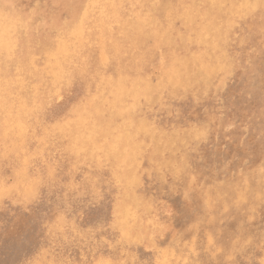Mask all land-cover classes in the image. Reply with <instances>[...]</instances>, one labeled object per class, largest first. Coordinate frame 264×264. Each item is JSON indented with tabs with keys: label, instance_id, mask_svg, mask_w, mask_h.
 Listing matches in <instances>:
<instances>
[{
	"label": "rangeland",
	"instance_id": "374dc122",
	"mask_svg": "<svg viewBox=\"0 0 264 264\" xmlns=\"http://www.w3.org/2000/svg\"><path fill=\"white\" fill-rule=\"evenodd\" d=\"M242 1L196 0V21L189 0L159 4L158 44L136 29L143 0H85L50 28L30 79L6 62L18 106L0 120V264H264V16L245 25L257 4ZM143 80L148 99L126 95ZM83 112L101 129H75ZM125 123L143 129L127 141Z\"/></svg>",
	"mask_w": 264,
	"mask_h": 264
},
{
	"label": "bare ground",
	"instance_id": "6f19581e",
	"mask_svg": "<svg viewBox=\"0 0 264 264\" xmlns=\"http://www.w3.org/2000/svg\"><path fill=\"white\" fill-rule=\"evenodd\" d=\"M85 0H0V120L7 118L12 119L16 115V110L18 106H15V95L12 92L9 83L7 82V63L8 61L14 62L17 65V71L21 79H30L31 75L37 71V61H35L41 52L50 51L49 41H48V32L50 28L58 26L62 23L67 15L68 9L74 8L77 9ZM210 3L216 7L219 3L221 4L223 0H209ZM236 3L242 0H233ZM243 0L242 2H244ZM257 4L254 10L248 14L245 19V25L250 24V26L255 22L256 19H262L264 16V0H254ZM171 3V0H143V7L139 14L144 15L140 17L136 25V29L140 35H145L150 31L156 43L162 44L166 39H163L164 34H161L159 31V23L154 17L155 7L159 4L168 6ZM225 6V5H224ZM105 8V7H104ZM119 8V7H118ZM120 9V8H119ZM189 15L191 17L188 21H196L199 18L198 13V4L196 0H189L188 6ZM236 10V9H235ZM247 10V9H246ZM245 11V10H244ZM105 12V11H104ZM211 13V12H210ZM105 14V13H103ZM214 14V13H213ZM111 16V13H110ZM144 17V18H142ZM238 20V19H237ZM257 21V20H256ZM94 24V23H93ZM184 24V23H183ZM235 25V24H234ZM233 25V26H234ZM123 26V25H122ZM149 26H152L153 29L150 30ZM123 28V27H122ZM126 28V27H125ZM228 28V27H227ZM202 37H204V43L207 37L210 35L212 38L213 33L216 31L215 23L212 18H206L204 24H201ZM199 31V32H200ZM200 32V33H201ZM261 36V35H260ZM103 37V36H102ZM169 38V37H168ZM167 38V39H168ZM57 45V44H55ZM196 47V46H195ZM63 51V50H62ZM226 52V50H225ZM248 52V51H247ZM246 52V53H247ZM71 54V53H70ZM249 55V54H248ZM254 55V54H253ZM99 58V57H98ZM74 60V59H73ZM180 60V59H179ZM262 60L253 58L251 64L258 68L262 65ZM183 61L181 60V65ZM104 73V72H103ZM72 74V73H71ZM231 75V74H230ZM258 71L254 69L250 72L251 79L258 76ZM175 74L170 78V83L174 84ZM253 76V77H252ZM228 77V76H227ZM52 78V77H51ZM132 84V82H130ZM75 85V84H74ZM254 85V83H253ZM252 86V84H251ZM68 87V86H67ZM239 87V86H238ZM204 88V87H203ZM184 90V89H183ZM220 90V89H219ZM62 91V90H61ZM137 92L140 93L137 97L138 99H148L149 98V86L146 84V81H142L138 87V83L135 86H132V90H126V95L136 96ZM64 96L62 97L61 103H58V107L55 108L58 112H65L68 108L72 107L74 101L77 99L78 93L74 87H69L67 90L64 89L62 92ZM46 95V94H45ZM188 99V98H187ZM64 100V101H63ZM56 103V102H54ZM181 104V103H180ZM106 106V105H105ZM55 107V106H54ZM263 109V108H262ZM259 103L254 104L250 110V120L253 116L258 115L262 110ZM51 110V109H50ZM72 110V109H71ZM70 110V111H71ZM76 110V109H75ZM74 111V110H73ZM172 111V110H171ZM186 111V110H185ZM184 111V112H185ZM200 111V110H199ZM51 113H55V110H51ZM78 113V111L76 112ZM199 113V112H197ZM195 114V113H194ZM252 114V115H251ZM261 114V113H260ZM49 115V114H48ZM52 115V114H51ZM93 115V114H91ZM90 115V116H91ZM89 116V117H90ZM261 116V115H260ZM52 117V116H51ZM88 114L83 112V115L79 120L74 124L75 129H90V132H94V128L101 129L100 126L94 125V123L89 119ZM264 117V116H263ZM53 118V117H52ZM77 118V117H76ZM204 118V117H203ZM262 118V117H261ZM257 119V116H256ZM17 120V119H16ZM15 120V121H16ZM49 120V119H48ZM75 120V119H74ZM179 120V119H178ZM177 120V121H178ZM51 121V120H50ZM73 121V119H72ZM52 122V121H51ZM256 122V121H255ZM143 124V123H141ZM217 124V123H216ZM41 125V124H40ZM185 126V125H184ZM149 127V126H148ZM183 127V126H182ZM154 134H159L161 141H165L166 145H175L176 139L180 140L179 136L168 137L164 131L159 130L155 127H149ZM229 128V127H228ZM143 129V125H136V128L125 123V140H129L136 132H139ZM37 131V130H36ZM232 132V131H231ZM38 133V132H36ZM17 134V132H16ZM260 138L257 141H260L263 150L258 153L259 157H264V123L262 127V132L260 133ZM257 137V136H256ZM87 139V138H86ZM254 142V141H253ZM42 143V142H41ZM11 144V143H10ZM19 145V144H18ZM121 147V143L117 142L112 147L111 150L113 153H116ZM94 149V148H93ZM33 150V149H32ZM72 150V149H71ZM20 151V150H19ZM35 151V149L33 150ZM132 152V151H131ZM90 153V152H89ZM95 153V152H94ZM15 154V153H14ZM16 155V154H15ZM88 155V154H87ZM105 155V154H104ZM122 156V155H121ZM117 157V156H116ZM24 158V157H23ZM22 158V159H23ZM29 158V157H28ZM55 159V158H54ZM25 160V159H24ZM22 162V161H21ZM11 164V163H10ZM61 165V164H60ZM58 170V169H57ZM163 170V169H162ZM222 171V170H221ZM179 172V171H178ZM18 176V175H17ZM66 176V175H65ZM20 177V176H19ZM142 178V177H141ZM68 179V177H67ZM258 179V178H256ZM46 180V179H45ZM48 180V179H47ZM32 182V181H31ZM49 184V183H48ZM103 185V184H102ZM141 187V186H140ZM263 187V185H262ZM48 189V188H47ZM43 190V189H42ZM59 190V189H58ZM46 191V190H45ZM114 192V191H113ZM117 193V192H116ZM59 194V191H58ZM59 196V195H58ZM12 198V197H11ZM46 198V197H45ZM61 198V197H60ZM80 198V197H78ZM108 198V197H107ZM51 199V198H50ZM63 199V198H62ZM60 199V200H62ZM6 200V199H5ZM59 200V199H58ZM83 200V199H82ZM42 201V200H41ZM40 201V202H41ZM56 201V200H55ZM71 201V200H70ZM68 201V202H70ZM84 201V200H83ZM89 201V200H88ZM114 201V200H113ZM43 202V201H42ZM60 202V201H59ZM73 202V201H71ZM77 202V201H76ZM53 203V202H52ZM55 203V202H54ZM63 206L62 202H60ZM101 203V202H100ZM169 203V202H168ZM10 205V204H9ZM67 205V204H66ZM72 205V204H71ZM75 205V204H73ZM77 205V204H76ZM106 205V203H105ZM20 206V205H19ZM49 206H53L50 205ZM69 206V205H68ZM67 206V207H68ZM83 206V205H82ZM110 206V205H109ZM24 207V206H23ZM28 207V206H27ZM37 207V206H36ZM65 207V206H64ZM89 207V206H88ZM11 208V207H10ZM18 208V207H17ZM33 208V207H32ZM63 208V207H62ZM61 208V209H62ZM69 208V207H68ZM73 208V207H72ZM100 208V207H99ZM105 208V207H104ZM25 209V208H23ZM39 209V208H38ZM64 209V208H63ZM66 209V207H65ZM92 209V207H91ZM90 209V210H91ZM11 210V209H10ZM37 210V209H36ZM42 210V209H41ZM40 210V211H41ZM67 210V209H66ZM89 210V209H88ZM96 210V209H95ZM111 210V209H110ZM15 211V210H14ZM24 211V210H23ZM26 211V210H25ZM24 211V212H25ZM30 211V209H29ZM57 211V210H55ZM65 211V210H64ZM103 211V209H102ZM5 212V211H4ZM32 212V210H31ZM29 213V212H28ZM48 213V211H47ZM89 213V212H88ZM100 213V211H99ZM1 214V213H0ZM17 214H19L17 212ZM22 214V212H21ZM30 214V213H29ZM32 214V213H31ZM53 214V213H52ZM57 214V213H56ZM104 214V213H103ZM145 214V213H144ZM159 214V213H158ZM40 215V213H39ZM51 215V214H50ZM49 215V216H50ZM68 215V214H67ZM97 215V214H96ZM102 215V214H101ZM143 215V214H142ZM56 216V215H55ZM90 216V215H88ZM99 216V215H98ZM45 217V216H44ZM70 217V216H69ZM72 217V216H71ZM96 217V216H95ZM159 217V216H158ZM5 218V217H4ZM99 218V217H98ZM153 218V217H152ZM8 219V218H7ZM11 219V218H10ZM44 219V218H43ZM69 219V218H68ZM77 219V218H76ZM129 219V218H128ZM6 220V219H5ZM12 220V219H11ZM24 220V219H23ZM39 220V219H38ZM89 220V219H88ZM87 220V221H88ZM98 220V219H97ZM146 220V219H145ZM36 221V220H34ZM108 221V220H107ZM8 222V220H7ZM33 222V221H32ZM37 222V221H36ZM41 222V221H40ZM88 223V222H87ZM35 225V224H34ZM5 226V225H4ZM86 226V225H85ZM33 227V226H32ZM40 227V225H39ZM83 227V226H82ZM105 227V226H104ZM1 228V227H0ZM44 228V227H43ZM37 229V228H36ZM77 230V229H76ZM1 231V229H0ZM7 231V230H6ZM9 234V233H7ZM35 234V233H34ZM39 234V233H38ZM55 235V234H54ZM115 236V235H114ZM194 236V235H193ZM9 242V241H8ZM109 242V241H108ZM1 243V242H0ZM40 243V242H39ZM65 244V242H64ZM5 245V244H3ZM45 246V245H44ZM2 249V248H1ZM39 250V249H38ZM56 250V249H55ZM66 250V249H65ZM52 251V250H51ZM14 252V251H13ZM56 252V251H55ZM35 253V251H34ZM53 253V252H52ZM27 254V252H26ZM31 254V253H30ZM67 254V253H66ZM71 254H69L70 256ZM141 254L139 253V256ZM155 255V254H154ZM29 256V255H28ZM32 256V255H31ZM146 256V255H145ZM188 256V255H187ZM30 257V256H29ZM75 257V256H74ZM152 257V256H151ZM36 258V257H35ZM22 259V258H21ZM29 259V258H28ZM15 262V261H14ZM20 262V261H19ZM99 262V261H98ZM103 262V261H102ZM142 262V261H141ZM100 263V262H99ZM14 264V263H13ZM22 264V263H21ZM102 264V263H101Z\"/></svg>",
	"mask_w": 264,
	"mask_h": 264
},
{
	"label": "snow or ice",
	"instance_id": "6c2138e0",
	"mask_svg": "<svg viewBox=\"0 0 264 264\" xmlns=\"http://www.w3.org/2000/svg\"><path fill=\"white\" fill-rule=\"evenodd\" d=\"M238 240L239 237L237 238V240L232 241L233 245L238 246ZM220 264H236V262L231 260L230 258L229 261H221Z\"/></svg>",
	"mask_w": 264,
	"mask_h": 264
}]
</instances>
